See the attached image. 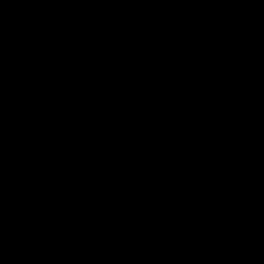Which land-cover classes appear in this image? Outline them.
I'll return each mask as SVG.
<instances>
[{
    "label": "water",
    "instance_id": "95a60500",
    "mask_svg": "<svg viewBox=\"0 0 264 264\" xmlns=\"http://www.w3.org/2000/svg\"><path fill=\"white\" fill-rule=\"evenodd\" d=\"M0 264H264V0H0Z\"/></svg>",
    "mask_w": 264,
    "mask_h": 264
}]
</instances>
